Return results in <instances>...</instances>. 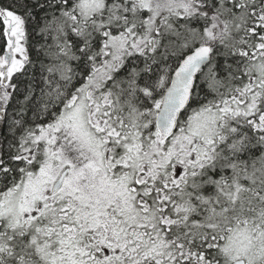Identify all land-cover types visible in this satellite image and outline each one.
Listing matches in <instances>:
<instances>
[{"label": "snow or ice", "instance_id": "6c2138e0", "mask_svg": "<svg viewBox=\"0 0 264 264\" xmlns=\"http://www.w3.org/2000/svg\"><path fill=\"white\" fill-rule=\"evenodd\" d=\"M0 264H264V0H0Z\"/></svg>", "mask_w": 264, "mask_h": 264}]
</instances>
